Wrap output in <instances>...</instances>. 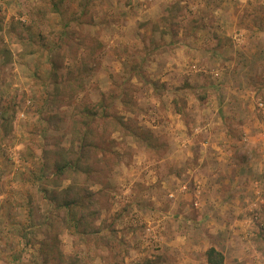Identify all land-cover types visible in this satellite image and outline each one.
<instances>
[{
    "label": "rangeland",
    "instance_id": "1",
    "mask_svg": "<svg viewBox=\"0 0 264 264\" xmlns=\"http://www.w3.org/2000/svg\"><path fill=\"white\" fill-rule=\"evenodd\" d=\"M242 187L264 195V0H4L0 264H198ZM248 215L232 264L264 262Z\"/></svg>",
    "mask_w": 264,
    "mask_h": 264
},
{
    "label": "crops",
    "instance_id": "2",
    "mask_svg": "<svg viewBox=\"0 0 264 264\" xmlns=\"http://www.w3.org/2000/svg\"><path fill=\"white\" fill-rule=\"evenodd\" d=\"M235 192H236V190H234V189L230 192V193H232V195H231V198L227 199V201L230 202L229 205H231V206L229 207V210H227V211L225 210V213H224L230 217L228 219L223 220V221L221 219L222 228L220 231H221L222 236L227 237L226 238L227 243H225L226 248L218 247L214 243H213L214 244V246H213L211 244V241L206 237L207 235H204V234H202V236L198 235V264H209L208 258H207V251L210 248H215V250H217L219 253H221L224 256V263L223 264H232L229 256L233 255L232 252L235 251V249H237L235 247V242H237L236 240L238 238H240L239 236L246 238L248 236V234H250L252 232L251 231L252 229H251V230L247 231L246 234L242 233L243 231H241V229L238 228V226H239L238 219H240V220L243 219L241 222L243 224L245 221V217L247 218V215L251 211L259 210V214L264 213V195L263 194H262V196L258 197V199H257L258 201L251 204L252 199H253L252 198L253 195L250 194L251 192H249L248 188L242 187V189H240V191H238L237 193H235ZM259 199L261 201H259ZM246 205H248V206L243 207ZM211 208L216 209L218 211L224 209L223 204L219 203L217 200H214V203L211 205ZM248 211H249V213H247ZM204 219L205 218H203V217L199 218L198 219V225L203 224ZM231 220H235V222L231 223ZM254 232H256V230H254ZM261 236H260L261 238H264V231H262ZM256 255L253 254V256H254L253 258L256 259L253 262L255 264H260V262L257 261V258H256L259 255H257V256ZM243 257L245 258V256H243ZM254 263L247 262L246 264H254ZM261 263L264 264V262H262V261H261Z\"/></svg>",
    "mask_w": 264,
    "mask_h": 264
},
{
    "label": "trees",
    "instance_id": "3",
    "mask_svg": "<svg viewBox=\"0 0 264 264\" xmlns=\"http://www.w3.org/2000/svg\"><path fill=\"white\" fill-rule=\"evenodd\" d=\"M69 163L70 162H67L66 165L69 166ZM73 214L74 213L72 211V214L70 215V218H68V221H71L73 218L75 219V215H73ZM75 221H76V219H75ZM207 258H208L209 264H223L224 263V256L221 253H219L217 250H215V248H210L207 251Z\"/></svg>",
    "mask_w": 264,
    "mask_h": 264
},
{
    "label": "built area",
    "instance_id": "4",
    "mask_svg": "<svg viewBox=\"0 0 264 264\" xmlns=\"http://www.w3.org/2000/svg\"><path fill=\"white\" fill-rule=\"evenodd\" d=\"M2 3H4V0H0V6H1V4ZM196 190H195V192H196V197H199L200 196V194H201V186L198 184V185H196V188H195ZM180 191L182 192V193H184V194H186V193H188L189 192V188H188V185H187V183L186 184H183L181 187H180ZM169 195V197L170 198H173L174 199V193H169L168 194ZM195 205L198 207V203H195Z\"/></svg>",
    "mask_w": 264,
    "mask_h": 264
}]
</instances>
